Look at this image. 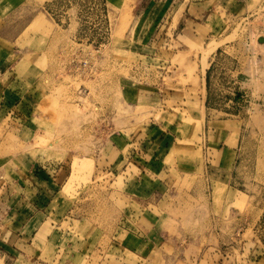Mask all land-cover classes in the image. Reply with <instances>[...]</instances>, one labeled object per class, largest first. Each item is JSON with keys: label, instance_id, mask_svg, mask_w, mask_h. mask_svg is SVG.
<instances>
[{"label": "rangeland", "instance_id": "obj_1", "mask_svg": "<svg viewBox=\"0 0 264 264\" xmlns=\"http://www.w3.org/2000/svg\"><path fill=\"white\" fill-rule=\"evenodd\" d=\"M100 1L35 0L7 19L9 37L19 28L20 41L46 51L43 81L24 86L37 96L41 133L24 144L0 119V189L2 158L54 160L63 172L33 244L0 252V264H264V0H189L174 23L138 40L129 34L137 1L104 0L107 38ZM100 42L96 74L73 73L71 60ZM114 136L138 144L142 176L115 161ZM160 181L163 201L149 194ZM158 218L171 233L140 259L130 233Z\"/></svg>", "mask_w": 264, "mask_h": 264}, {"label": "crops", "instance_id": "obj_2", "mask_svg": "<svg viewBox=\"0 0 264 264\" xmlns=\"http://www.w3.org/2000/svg\"><path fill=\"white\" fill-rule=\"evenodd\" d=\"M136 1L137 5L135 7L138 8L140 5L138 8L140 16H134V27L131 28L129 34L130 36L135 34L138 40L141 36H144L143 29H146V27L148 30L150 29L148 34H153V31H157L162 23L167 22L165 20H169L172 17L170 23H174L177 10H182L181 8L189 0ZM32 3L34 4L35 0H0V40L5 43L4 46L0 47V119L3 116L5 119H10V124L15 126L16 134L24 144L36 140L37 134L41 133L39 126L40 113L36 107L37 104H35L37 96L33 90L24 86L26 83H31L34 86L37 81H43L44 70L41 68L43 60L40 57L46 50L33 52L30 47L31 37L24 43L23 40L20 41V36L24 31H19V28L13 31L12 26L10 31L12 36L9 37L7 19L14 18L16 11L20 8H32ZM236 6H240V4ZM31 22L30 15H28L25 24L29 26ZM36 54H38V59L35 60ZM217 55L215 53L213 57ZM21 66L27 68L22 75L17 70ZM214 72H212L213 75L216 74ZM38 76L40 78L37 79ZM28 138H30V141H27ZM124 141L114 136L111 140V146H108L113 149V157L115 154L117 155L115 161L123 163V166H126V170L131 164L135 168H139V171L141 169L144 170L139 172L141 173L140 176H142L145 173V169L140 167L141 161H136L139 153L136 152L135 154L132 151V147L138 144H132L131 140L127 139ZM141 158L142 156L139 157V159ZM2 159L1 162L4 166L10 169L8 172L9 179L4 178V185L0 189V207H3L5 211L3 215L5 220L0 221V252L6 258L8 255L14 257V252H18L19 246L23 245L24 240L27 239V242L31 241L32 245L35 237L31 239L32 236L29 237V231L33 232L32 235L37 236L41 228L45 226L46 218H42V215L45 216L46 211L49 209V204L53 202L52 196L56 193V189L59 188L63 167L61 162L54 160L42 162L40 157L34 159L24 154L15 155L10 160ZM154 162L157 169V165L160 163ZM168 192L167 184L160 181L156 187L151 189L149 194L155 200L163 201ZM159 221L160 218L157 221L151 220L143 227L137 228L134 233H130L132 238L128 243L136 247L135 254L140 259L146 260L152 257L160 240V232L161 234L164 232V236L169 237L171 231L167 228V222L164 223V226L162 225L166 230L162 228L161 231ZM52 227L55 228V226ZM56 233H58L56 238L57 247L59 251H63L66 242L65 234H60L57 231ZM51 238L52 236L50 235L47 240H51ZM27 246L29 247L30 245Z\"/></svg>", "mask_w": 264, "mask_h": 264}, {"label": "built area", "instance_id": "obj_3", "mask_svg": "<svg viewBox=\"0 0 264 264\" xmlns=\"http://www.w3.org/2000/svg\"><path fill=\"white\" fill-rule=\"evenodd\" d=\"M94 7H96V9L100 11L99 24L102 25L101 32L102 35L107 38V36H110L113 30L111 21L108 18L109 16L108 14H105L108 12V10L107 12L105 11V7L106 9H108L107 4L104 2V0H101L100 2H98V4L94 5ZM97 45L98 46H96V48L93 47L89 52H86V54L84 53L81 55H77L73 60H71L70 68L73 73L77 74V76L81 78H92L96 74L97 66L95 62H97L98 56L101 54L104 42H100ZM258 105L264 106V97L258 100Z\"/></svg>", "mask_w": 264, "mask_h": 264}]
</instances>
